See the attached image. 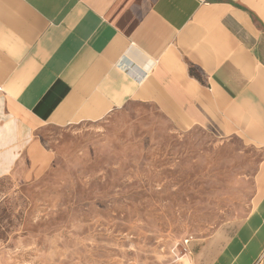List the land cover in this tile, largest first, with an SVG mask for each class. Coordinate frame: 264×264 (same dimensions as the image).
I'll list each match as a JSON object with an SVG mask.
<instances>
[{
  "label": "crops",
  "instance_id": "obj_1",
  "mask_svg": "<svg viewBox=\"0 0 264 264\" xmlns=\"http://www.w3.org/2000/svg\"><path fill=\"white\" fill-rule=\"evenodd\" d=\"M129 103L263 154L251 211L191 250L264 264V0H0L2 171L41 128Z\"/></svg>",
  "mask_w": 264,
  "mask_h": 264
},
{
  "label": "rangeland",
  "instance_id": "obj_2",
  "mask_svg": "<svg viewBox=\"0 0 264 264\" xmlns=\"http://www.w3.org/2000/svg\"><path fill=\"white\" fill-rule=\"evenodd\" d=\"M31 139L0 166V264H198L192 245L251 211L263 158L142 103Z\"/></svg>",
  "mask_w": 264,
  "mask_h": 264
}]
</instances>
